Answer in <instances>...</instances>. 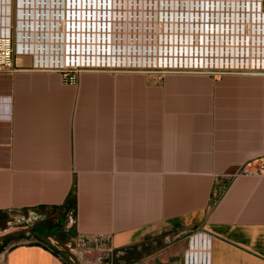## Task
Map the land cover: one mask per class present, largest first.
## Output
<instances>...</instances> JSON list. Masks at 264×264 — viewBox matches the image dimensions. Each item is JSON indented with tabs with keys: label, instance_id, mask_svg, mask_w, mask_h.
<instances>
[{
	"label": "crops",
	"instance_id": "1",
	"mask_svg": "<svg viewBox=\"0 0 264 264\" xmlns=\"http://www.w3.org/2000/svg\"><path fill=\"white\" fill-rule=\"evenodd\" d=\"M15 62L0 72V264H264V72L66 83Z\"/></svg>",
	"mask_w": 264,
	"mask_h": 264
},
{
	"label": "built area",
	"instance_id": "2",
	"mask_svg": "<svg viewBox=\"0 0 264 264\" xmlns=\"http://www.w3.org/2000/svg\"><path fill=\"white\" fill-rule=\"evenodd\" d=\"M85 1L89 2L18 0L10 11L9 0H0V20L5 18L0 25V72L14 71L15 59L21 55L34 57V69L58 71L66 83H76L81 73L91 70L160 75L264 72V0H231L232 4L241 2L245 9L235 15L231 8L230 12L221 11V18L211 11L210 18L206 16V23L211 25L209 35L215 29V35L222 38L219 44L213 40L215 45L209 50L202 42L208 36L202 26L190 32L194 39L189 42L186 30L175 32L173 37V33L155 28L144 31L145 39L140 42L136 29L121 25L131 17L125 15V6L121 9L117 4L118 8L103 10L95 17L84 8ZM100 242L99 237L84 235L77 237L75 244L91 250Z\"/></svg>",
	"mask_w": 264,
	"mask_h": 264
},
{
	"label": "bare ground",
	"instance_id": "3",
	"mask_svg": "<svg viewBox=\"0 0 264 264\" xmlns=\"http://www.w3.org/2000/svg\"><path fill=\"white\" fill-rule=\"evenodd\" d=\"M104 1L105 4H103L102 0H100V3L98 0H89L88 3L87 1H85L84 8L89 9L90 10L89 13L94 14L95 17H97L99 16V14H102L103 10H106V12H108L107 10L109 8L110 10L114 8V6L111 5V2L110 5H108V0H104ZM132 2H133L132 6L130 7L129 11L125 12L126 14L131 15V17L129 16L130 18L126 19L125 22L122 23L121 25L129 30L131 28L136 29V31L140 33V35H138V38L140 37L139 39L140 42L144 41L145 39L144 38L145 35L143 34V31L146 32L149 28H155L158 31L167 30L168 33H173L172 35L173 37H175L174 35L175 32H179L180 30H186L187 42H189L191 37L194 39V35L190 36V32L198 31L199 29H201L202 26V31L204 32V35L208 34V36H206L207 37L206 39L205 37H203L202 39V42L205 45L204 48H207L208 50L211 47V45L212 47L215 45V43H211V42L217 41V44H219L222 38L221 35H215V29H213V35L212 36L209 35L211 32L210 31L211 25L206 23V19L210 18L211 13L213 12L212 13L213 15L217 13L218 17L221 18V15H224L221 13V11H226V10L228 11L231 8V10L234 11V15H235L240 13L242 11V8L245 9V6L244 5L242 6L241 2L233 1L232 4L231 0H203V1L189 0V2L192 3L191 5H188L187 3L189 2H187L186 0L184 2L182 1V3H179L178 6H174V7L172 6L167 7L166 5L163 7H156L151 4L140 5L139 3H136L134 0ZM80 6L82 8L83 6L82 3H80ZM149 8L158 10L159 12L158 15L161 18L156 19V22L151 23L144 20V16L142 13L144 12L145 9L147 10L148 13ZM93 9L95 10L94 13L92 12ZM135 10H141L142 13L141 12L135 13ZM190 10H192L193 12ZM4 20L3 21L0 20V25H2ZM85 27L87 26L85 25ZM109 27L112 28L113 24H110ZM219 31L220 30L218 29V32ZM178 40L182 41L179 38ZM156 41L158 42V38L156 39ZM135 42L138 43L137 40H135Z\"/></svg>",
	"mask_w": 264,
	"mask_h": 264
},
{
	"label": "flooded vegetation",
	"instance_id": "4",
	"mask_svg": "<svg viewBox=\"0 0 264 264\" xmlns=\"http://www.w3.org/2000/svg\"><path fill=\"white\" fill-rule=\"evenodd\" d=\"M17 1L18 0H9V9L10 11L12 10V8L17 4ZM133 0H110L111 2V5L114 6V7H117V4L119 6H121V9L125 6V12H128L130 7L132 6V2ZM136 3H139L140 5H143V4H151L153 6H156V7H163V6H178L179 3H182V1H186V0H134ZM203 1V0H202ZM187 2H189V0H187ZM123 3V4H122ZM204 3V2H203ZM188 5H191L192 3L189 2L187 3ZM118 8V7H117ZM192 11V10H190ZM203 11V10H202ZM142 13L141 10H135V13ZM193 12V11H192ZM158 10H154V9H149L148 10V13H147V10H144V12L142 13L143 16H144V20L145 21H148L147 19H150L149 22H156V19L158 18H161L159 15H158ZM126 16L128 14H125ZM139 21H140V18H139ZM125 22V21H124ZM178 22V21H176ZM144 33V31H143ZM207 37H205L206 39ZM158 44V42H156ZM155 43V44H156Z\"/></svg>",
	"mask_w": 264,
	"mask_h": 264
},
{
	"label": "rangeland",
	"instance_id": "5",
	"mask_svg": "<svg viewBox=\"0 0 264 264\" xmlns=\"http://www.w3.org/2000/svg\"><path fill=\"white\" fill-rule=\"evenodd\" d=\"M91 71H92V70H91ZM96 72H99V71H96ZM102 72H103V71H102ZM104 72H108V71H105V70H104ZM108 73H110V72H108ZM140 73H143V72H140ZM111 74H115V73H111ZM144 74H148V75H152V76H153V75H160V74H156V72H154V73H144ZM3 246H4L3 244H0V248L3 247Z\"/></svg>",
	"mask_w": 264,
	"mask_h": 264
}]
</instances>
